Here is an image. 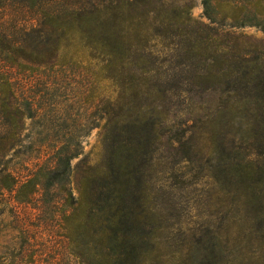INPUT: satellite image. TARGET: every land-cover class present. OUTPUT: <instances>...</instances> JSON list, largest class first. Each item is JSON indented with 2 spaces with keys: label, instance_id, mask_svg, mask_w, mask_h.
I'll use <instances>...</instances> for the list:
<instances>
[{
  "label": "trees",
  "instance_id": "16d2710c",
  "mask_svg": "<svg viewBox=\"0 0 264 264\" xmlns=\"http://www.w3.org/2000/svg\"><path fill=\"white\" fill-rule=\"evenodd\" d=\"M200 2L208 23L193 17L194 0H0V240L20 234L2 247L0 264H41L30 210L39 212V229L65 238L77 264H147L139 234L151 235L144 185L158 140H151L145 101L138 92L102 101L98 160L85 153L82 140L94 128L62 104L70 71L99 69L124 85L151 58L153 42L182 66L205 73L196 84L219 93L214 102L230 115L244 110L240 119L255 130L254 141L243 156L225 146L221 154L227 160L236 154L245 166L237 171L230 164L229 179L253 185L264 170V50L238 31L264 32V0ZM41 120L46 140L26 144L28 122ZM177 142L167 140L168 150ZM216 250L204 248L189 261L224 263ZM231 264H264V237Z\"/></svg>",
  "mask_w": 264,
  "mask_h": 264
},
{
  "label": "rangeland",
  "instance_id": "374dc122",
  "mask_svg": "<svg viewBox=\"0 0 264 264\" xmlns=\"http://www.w3.org/2000/svg\"><path fill=\"white\" fill-rule=\"evenodd\" d=\"M194 5L193 17L208 23L200 0H194ZM238 33L252 38L260 50H264L263 31L246 28ZM151 45V58L133 68L124 85L102 75L99 69H79L73 74L70 71L63 111L74 114L78 110L83 123L94 128L82 140L85 153H93L92 158L98 160L104 153L101 140L106 121L97 116L102 101L138 92L147 105L144 109L147 120L154 124L151 140L159 143L155 145L157 151L145 172V204H149L144 218L152 225L146 228L151 235L140 232L139 249L150 255L147 264H191V255L204 248L211 250L213 246L224 254L221 264H231V260L245 254L247 244L254 246L264 237V225L258 228L260 221L264 223V170L255 175L251 187L229 179L233 176L230 164L237 171L245 166L237 160L236 154L227 160V155L221 154V147H232L233 153L243 156L247 154L245 148L254 141L252 133L255 130L240 119L244 110L230 115L228 106L214 102L219 93L196 84L197 75L205 73L182 66L179 58L172 56L161 43ZM16 78L27 88L30 83L32 85V82L27 85L24 78ZM212 84L207 83L208 86ZM227 95L224 93L223 99ZM74 102L76 105L72 106ZM44 122H28L26 144L46 140L49 133ZM170 138L178 142L174 149L168 150L166 142ZM78 162L79 159L73 164ZM29 212L28 223L35 236L31 242L41 264H77L65 238L46 230L43 225L39 229V212ZM19 235L2 238L0 250L10 244L12 237ZM16 243L19 246L20 239L15 240Z\"/></svg>",
  "mask_w": 264,
  "mask_h": 264
}]
</instances>
